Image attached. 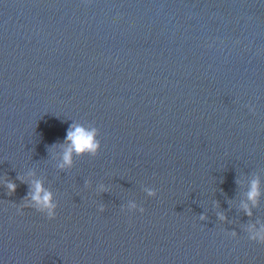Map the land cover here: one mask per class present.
<instances>
[{"label": "water", "instance_id": "95a60500", "mask_svg": "<svg viewBox=\"0 0 264 264\" xmlns=\"http://www.w3.org/2000/svg\"><path fill=\"white\" fill-rule=\"evenodd\" d=\"M73 122L102 148L61 170ZM254 179L264 0H0V264H264Z\"/></svg>", "mask_w": 264, "mask_h": 264}, {"label": "clouds", "instance_id": "9594fccd", "mask_svg": "<svg viewBox=\"0 0 264 264\" xmlns=\"http://www.w3.org/2000/svg\"><path fill=\"white\" fill-rule=\"evenodd\" d=\"M99 136L100 131L94 125L73 122L66 131L64 143L60 145L62 153L58 167L61 170L70 169L73 167L76 157L98 155L102 148ZM5 183L10 192L14 193L16 191L17 185L15 183ZM101 190L106 191L107 189ZM148 195L156 197L157 193L155 190L149 189ZM262 195H264V193L261 191L259 179L252 180L247 192V199L251 202V206H249L248 203L242 205L243 210L248 217L253 216L252 209L259 206V200ZM23 207L33 208L37 212L46 215L48 219L53 220L57 215L58 203L54 193L47 189L42 181L33 180L30 192V202L25 203ZM99 211H105L103 205H100ZM127 211H139L140 213H143L145 210L136 202L132 201L128 203ZM218 216L220 220H226V217L222 213H219ZM200 219L203 220L206 219V217L201 216ZM231 235L235 237L238 234L237 232L232 231ZM247 237L253 242L264 244V225L259 227H249L247 229Z\"/></svg>", "mask_w": 264, "mask_h": 264}]
</instances>
